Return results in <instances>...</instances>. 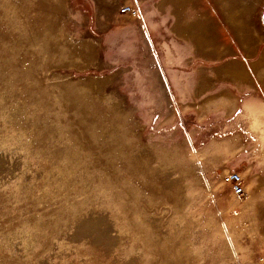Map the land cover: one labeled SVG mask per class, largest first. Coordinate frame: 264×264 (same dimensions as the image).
<instances>
[{
	"label": "rangeland",
	"instance_id": "rangeland-1",
	"mask_svg": "<svg viewBox=\"0 0 264 264\" xmlns=\"http://www.w3.org/2000/svg\"><path fill=\"white\" fill-rule=\"evenodd\" d=\"M263 55L264 0H0V264H264Z\"/></svg>",
	"mask_w": 264,
	"mask_h": 264
},
{
	"label": "built area",
	"instance_id": "built-area-1",
	"mask_svg": "<svg viewBox=\"0 0 264 264\" xmlns=\"http://www.w3.org/2000/svg\"><path fill=\"white\" fill-rule=\"evenodd\" d=\"M120 12L124 15H130L136 17L139 14V10L130 5H125L120 9ZM227 183L231 186L232 194L236 197H242L246 194L245 178L239 171H229L226 176Z\"/></svg>",
	"mask_w": 264,
	"mask_h": 264
},
{
	"label": "crops",
	"instance_id": "crops-1",
	"mask_svg": "<svg viewBox=\"0 0 264 264\" xmlns=\"http://www.w3.org/2000/svg\"><path fill=\"white\" fill-rule=\"evenodd\" d=\"M124 15V14H123ZM129 16V15H128ZM133 17V16H132ZM213 20H215V19H213ZM240 71H241V69L240 70H237V71H233V73L234 74H236V75H239L240 74ZM230 73V72H229ZM233 73H232V75H233ZM213 127V126H212ZM213 133H212V128L211 127H208V128H206V129H204L202 132H201V139H200V144H201V147L203 148V149H209L210 147H212V145H213V142H214V136L212 135ZM228 137H230V136H226V141H225V143H227L228 142ZM233 144H232V142L230 141V144H226V150H225V152H226V157H231V158H233ZM229 153H231V154H229ZM230 158V159H231Z\"/></svg>",
	"mask_w": 264,
	"mask_h": 264
},
{
	"label": "bare ground",
	"instance_id": "bare-ground-1",
	"mask_svg": "<svg viewBox=\"0 0 264 264\" xmlns=\"http://www.w3.org/2000/svg\"><path fill=\"white\" fill-rule=\"evenodd\" d=\"M264 66V55L262 56L261 60L259 61V66Z\"/></svg>",
	"mask_w": 264,
	"mask_h": 264
}]
</instances>
